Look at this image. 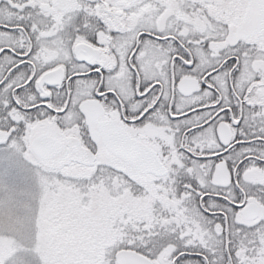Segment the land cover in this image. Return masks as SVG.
I'll return each instance as SVG.
<instances>
[{"label":"snow or ice","instance_id":"obj_1","mask_svg":"<svg viewBox=\"0 0 264 264\" xmlns=\"http://www.w3.org/2000/svg\"><path fill=\"white\" fill-rule=\"evenodd\" d=\"M0 264H264V0H0Z\"/></svg>","mask_w":264,"mask_h":264}]
</instances>
